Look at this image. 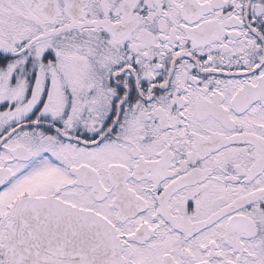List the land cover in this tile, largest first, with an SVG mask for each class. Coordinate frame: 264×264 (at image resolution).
Instances as JSON below:
<instances>
[{
    "label": "snow or ice",
    "instance_id": "snow-or-ice-1",
    "mask_svg": "<svg viewBox=\"0 0 264 264\" xmlns=\"http://www.w3.org/2000/svg\"><path fill=\"white\" fill-rule=\"evenodd\" d=\"M0 264H264V0H0Z\"/></svg>",
    "mask_w": 264,
    "mask_h": 264
}]
</instances>
